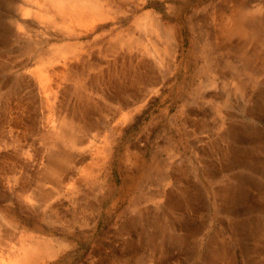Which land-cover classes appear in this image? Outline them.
<instances>
[{
  "label": "rangeland",
  "instance_id": "1",
  "mask_svg": "<svg viewBox=\"0 0 264 264\" xmlns=\"http://www.w3.org/2000/svg\"><path fill=\"white\" fill-rule=\"evenodd\" d=\"M8 1L0 0V264H12L28 236L52 239L42 264H264V166L251 165L264 162V62L245 59L237 38L216 39L225 18L264 0H112L88 35L100 42L79 46L9 26L39 0ZM118 35L135 44H112ZM235 84L243 96L232 95ZM66 115L80 138L56 180L53 124ZM226 181L246 187L240 210L215 199Z\"/></svg>",
  "mask_w": 264,
  "mask_h": 264
},
{
  "label": "bare ground",
  "instance_id": "2",
  "mask_svg": "<svg viewBox=\"0 0 264 264\" xmlns=\"http://www.w3.org/2000/svg\"><path fill=\"white\" fill-rule=\"evenodd\" d=\"M10 1V0H9ZM8 1V3H9ZM33 1V0H32ZM117 1V0H115ZM141 1V0H140ZM7 2V1H6ZM27 2V1H26ZM120 2V1H119ZM112 0H39L37 2H30L27 6H30V10L27 12H21V13H17L15 12L13 15L16 16H12L11 20L8 22V25L11 26V24L13 26H15V28L17 30H21V29H25V31L29 32V33H33V35H37L38 37H43L45 34L48 35H52L54 36V40L56 42H64L66 41L67 43H70L71 45H82L81 44V40L82 39H86V40H90L89 44L93 41H95L94 43L100 42V41H96V40H100L98 38H89L88 35L91 32L94 31H98L99 28H101L103 26V22L106 21L107 19V12L105 14V8L109 5H111ZM123 3V2H122ZM141 3V2H140ZM243 3V2H242ZM263 3V2H262ZM14 4V3H13ZM261 4V3H260ZM12 5V3H11ZM9 4V7L11 6ZM8 6V5H7ZM123 6V5H122ZM139 6V5H138ZM243 6V5H242ZM24 8V7H23ZM27 8V7H26ZM236 8V7H235ZM240 8V6H239ZM8 9V8H7ZM127 9V8H126ZM232 9V8H231ZM244 9V8H243ZM116 11V10H115ZM230 11V10H229ZM109 12V11H108ZM252 12V13H251ZM250 13H237V14H232L230 17H227L223 20V22L221 23V28L219 29V34L217 33V38L216 39H223V40H227L230 41L232 39L238 40L241 45H239L240 49H242L243 52V57L248 58L249 61H251L252 59H254V61L252 60L251 63H256L259 62V55L261 56V59H263L264 62V32H263V23H264V19H263V14H264V5L263 6H259L257 7L255 10L251 11ZM232 13V12H231ZM124 14V13H123ZM3 16V15H2ZM143 17V16H142ZM224 17V16H223ZM9 18V17H8ZM221 18V17H220ZM147 20V18H146ZM154 20V19H153ZM144 21V20H143ZM151 21V19H150ZM140 22V21H139ZM135 23V21H134ZM145 23V22H144ZM42 24V25H41ZM136 25V24H135ZM152 25V24H149ZM157 25V24H156ZM160 25V24H158ZM37 26V27H36ZM154 26V23H153ZM161 26V25H160ZM35 27L37 28V30L35 29ZM141 27V26H140ZM144 27V26H143ZM155 28V27H154ZM9 29V28H8ZM146 29V28H145ZM165 29V28H164ZM11 30V29H10ZM131 30V29H130ZM152 30V28H151ZM158 30V29H157ZM148 31V30H147ZM104 32V31H103ZM155 32V31H154ZM35 33V34H34ZM51 33V34H50ZM122 33V32H121ZM133 33V32H132ZM158 33V31H157ZM161 33V32H160ZM159 33V34H160ZM12 34H13V28H12ZM106 34V33H105ZM104 34V35H105ZM121 35V34H120ZM139 35V34H138ZM150 36V35H149ZM160 36V35H159ZM165 36V35H164ZM163 36V37H164ZM12 37V36H11ZM115 37V36H114ZM123 38V37H122ZM137 38V37H136ZM1 39V38H0ZM8 39V38H7ZM149 39V38H148ZM151 39V38H150ZM149 39V40H150ZM48 40V39H47ZM148 40V41H149ZM36 41V40H35ZM112 44H122L124 47L131 49L133 47V45L135 44V39L134 37H130L126 40H120L119 35L116 38H113L112 40ZM156 42V41H154ZM152 42L154 45L155 43ZM41 43V42H40ZM54 45V44H53ZM4 46H7V44L5 43ZM58 46V45H57ZM111 46V44L109 45ZM108 46V47H109ZM34 47V46H33ZM85 47V46H84ZM136 47V46H134ZM143 47V46H142ZM35 48V47H34ZM43 48V47H42ZM57 49V48H56ZM60 50V48H59ZM62 50V49H61ZM57 52V54H59V56H63L64 52ZM100 50V49H99ZM98 50V51H99ZM41 51V50H40ZM45 51V50H44ZM47 51V50H46ZM58 51V50H57ZM90 51V50H89ZM54 52V51H53ZM53 52H50L49 55H51ZM101 52V51H100ZM99 52V53H100ZM143 52V51H142ZM212 52V50H211ZM30 53V52H29ZM46 53V52H45ZM71 53V52H70ZM86 53V52H85ZM89 53V52H88ZM91 53V52H90ZM129 53V52H127ZM254 55H252V54ZM42 54V53H41ZM56 54V53H55ZM56 54V56H58ZM82 54V53H81ZM147 54V53H146ZM145 54V55H146ZM250 54V55H249ZM91 55V54H90ZM94 55V54H93ZM96 55V54H95ZM129 55V54H128ZM37 56V55H36ZM39 56V55H38ZM58 56V58H59ZM84 56V55H83ZM99 55H97L96 57H98ZM248 56V57H246ZM253 56V58H252ZM86 57V56H85ZM118 57V56H117ZM150 57V56H149ZM70 58V57H69ZM68 58V59H69ZM83 58V57H82ZM123 58V57H122ZM142 58V57H140ZM139 58V59H140ZM62 59V58H61ZM84 59V58H83ZM91 59V57H90ZM89 59V60H90ZM94 59V58H93ZM115 59V58H113ZM125 60V59H122ZM157 60V59H156ZM247 60V61H248ZM81 61V60H80ZM83 61V60H82ZM85 61V60H84ZM114 61V60H113ZM119 61V60H118ZM58 62V61H57ZM64 62V61H63ZM73 62V61H72ZM71 62V63H72ZM87 62V61H86ZM109 62V61H108ZM124 62V61H123ZM65 63V62H64ZM84 63V62H83ZM97 63V62H96ZM95 63V64H96ZM67 63L64 64L65 66ZM94 64V63H93ZM94 64V65H95ZM114 64V63H113ZM112 64V65H113ZM123 64V63H122ZM71 65V64H70ZM78 65V64H77ZM83 65V64H82ZM91 65V64H90ZM98 65V64H97ZM119 65V64H118ZM144 65V64H143ZM15 66V65H14ZM76 66V65H75ZM81 66V65H80ZM93 66V65H92ZM102 66V65H101ZM100 66V67H101ZM108 66V65H107ZM122 66V65H121ZM126 66V65H125ZM128 66V65H127ZM138 66V64H137ZM13 67V66H12ZM47 67V66H46ZM46 67H44L43 69H40V71H44V69H46ZM99 67V68H100ZM123 67V66H122ZM131 67V66H130ZM133 67V66H132ZM82 68V67H81ZM91 68V67H90ZM106 68V67H105ZM110 68V67H109ZM120 68V67H119ZM49 69V68H48ZM47 69V70H48ZM57 69V68H56ZM55 69V70H56ZM60 69V68H59ZM68 69V68H67ZM124 69V68H123ZM62 70V69H61ZM65 70V69H64ZM76 70V69H75ZM98 70V68H97ZM116 70V69H114ZM120 70V69H119ZM127 70V69H126ZM33 71V70H31ZM68 71V70H67ZM66 71V72H67ZM73 71V70H70ZM80 71V70H79ZM84 71V69H83ZM101 71V70H100ZM118 71V70H117ZM135 71V70H133ZM61 72V71H60ZM96 72V71H95ZM116 72V71H114ZM126 72V71H125ZM124 72V73H125ZM48 73V72H47ZM53 73V72H52ZM72 73V72H71ZM81 73V72H80ZM91 73V72H90ZM117 73V72H116ZM33 74V73H32ZM49 74V73H48ZM56 74V73H55ZM67 74V73H66ZM72 74H76V73H72ZM83 74V73H82ZM62 75V74H61ZM68 75V74H67ZM86 75V74H85ZM89 75V74H88ZM87 75V77H88ZM101 75V74H100ZM116 75V74H115ZM120 75V74H119ZM224 75V74H223ZM51 76V75H50ZM72 76V75H71ZM75 76V75H74ZM77 76V74H76ZM135 76V75H133ZM139 76V75H138ZM52 77V76H51ZM64 77V75H63ZM69 77V76H68ZM110 77V76H109ZM221 77V76H220ZM133 78V77H132ZM132 78H130L132 80ZM225 78V77H224ZM43 76L39 77V80L42 82ZM82 79V78H81ZM48 80V79H47ZM51 80V79H50ZM58 80V79H57ZM61 80V79H60ZM79 80V78L77 79ZM86 80V79H85ZM84 80V81H85ZM210 80V79H209ZM67 81V80H66ZM83 81V82H84ZM57 82V81H56ZM73 82V81H72ZM80 82V80H79ZM81 82V83H83ZM133 82V81H132ZM216 82V81H215ZM50 83V82H49ZM80 83V84H81ZM262 83V82H261ZM71 84V83H70ZM90 85V83H88ZM51 85V84H50ZM97 85V84H96ZM121 86V85H120ZM119 86V87H120ZM234 89H231L233 92L232 95L237 96L238 94H240L241 96H243V92H241V90L239 89L240 86L239 84H235L233 85ZM52 87V86H51ZM56 87V85H55ZM74 87V86H73ZM78 87V86H76ZM75 87V89H77ZM81 87V85H80ZM90 87V86H89ZM255 87V86H254ZM56 89V88H55ZM100 89V88H99ZM230 90V91H231ZM256 90V89H255ZM82 91V90H81ZM80 91V92H81ZM84 93V92H83ZM81 93V95L83 94ZM92 93V92H91ZM90 93V94H91ZM225 94V93H224ZM253 94V93H252ZM231 95V94H230ZM228 95V98H230ZM209 96V95H208ZM89 98V97H88ZM212 98V97H211ZM239 98V97H238ZM115 99V98H114ZM243 100V99H242ZM47 101V100H46ZM45 101V102H46ZM80 101V100H79ZM83 102V101H82ZM261 105L260 113L262 114V116L264 117V94L261 97L260 96V101ZM111 103V102H110ZM225 105H227L229 102L226 101L224 102ZM48 104H45V106ZM52 105V104H51ZM54 105V104H53ZM49 106V105H48ZM55 106V105H54ZM259 106V105H258ZM83 107V106H82ZM219 107V106H218ZM216 107V108H218ZM221 107V106H220ZM219 107V108H220ZM250 107V106H249ZM57 108V107H56ZM48 109V108H47ZM54 109V108H53ZM221 109V108H220ZM222 109H224V107H222ZM221 109V110H222ZM248 109V108H247ZM251 109V108H250ZM255 109V108H254ZM55 111V110H53ZM60 111V110H59ZM240 111V110H239ZM249 111V109H248ZM251 111V110H250ZM56 112V111H55ZM54 112V113H55ZM71 112V111H70ZM241 112V111H240ZM243 112V109H242ZM252 112V111H251ZM53 113V114H54ZM64 113V112H63ZM259 113V112H258ZM52 114V115H53ZM77 114V113H76ZM253 114V113H252ZM251 114V115H252ZM56 115V113H55ZM48 116V115H47ZM64 116V115H63ZM75 116V115H74ZM83 116V114H82ZM247 116V114H246ZM256 116V115H255ZM258 116V115H257ZM49 117V116H48ZM52 117V116H51ZM251 117V116H250ZM254 117V116H253ZM50 118V117H49ZM80 118V117H79ZM223 118V117H222ZM226 119V117H224ZM240 118V117H239ZM255 120V119H254ZM50 121V120H49ZM239 122V121H238ZM248 122V121H247ZM239 123H242L239 122ZM82 124V123H81ZM84 124V123H83ZM247 124V123H246ZM55 125V126H54ZM76 123L75 120L72 117H69L66 115L65 118H60L59 122H57L56 124H53L54 130L56 131V134L54 135V141H53V146H51L53 148V150H51L52 152L49 154L50 160H51V164L49 165L50 168V172L49 175L53 178H55L56 180L60 179V176H62V169L66 164H72L70 163V155H69V151L74 149L76 147V145H78L79 142V138L77 137V132L74 131V127H75ZM254 125V124H253ZM82 126V125H81ZM84 126V125H83ZM82 126V127H83ZM250 126V125H249ZM246 127V126H245ZM248 127V126H247ZM81 128V127H80ZM85 128V127H84ZM259 129V128H258ZM85 130V129H84ZM82 130V131H84ZM234 130V129H233ZM237 130V129H236ZM246 130V129H245ZM249 130V129H248ZM12 131V130H10ZM50 131V130H49ZM229 132V131H228ZM43 133V132H42ZM79 133V132H78ZM82 133V132H81ZM263 133V132H262ZM51 133H49L50 135ZM88 134V133H87ZM238 132H234L233 135L236 136L238 135ZM242 134V133H241ZM47 135V134H46ZM48 135V136H49ZM83 135V134H82ZM86 135V134H85ZM232 132L229 133L227 136L233 138ZM81 136V135H80ZM235 138V137H234ZM52 139V138H51ZM50 140V139H49ZM231 140V139H230ZM233 140V139H232ZM246 141V140H245ZM260 144L262 146H264V144L262 143L263 141L259 140ZM51 142V141H50ZM243 142V141H242ZM251 143V142H250ZM256 143V142H253ZM51 144V143H50ZM81 144V143H80ZM217 147V146H216ZM256 147V146H255ZM51 148V149H52ZM222 150V149H221ZM49 151V150H48ZM73 151V150H72ZM225 151V150H224ZM228 151V150H227ZM248 151V150H247ZM246 151V152H247ZM47 153V152H46ZM221 154V152H219ZM226 153V152H225ZM264 153V152H263ZM217 154V153H216ZM223 154V153H222ZM229 154V153H228ZM246 155V154H245ZM244 155V156H245ZM224 156V155H223ZM230 157V156H229ZM247 157V155H246ZM254 157V156H253ZM231 158V157H230ZM249 158V156H248ZM252 158V157H250ZM249 158V159H250ZM47 159V158H46ZM232 159V158H231ZM261 159V158H260ZM46 161V160H45ZM48 161V160H47ZM197 161V160H196ZM233 161V160H232ZM243 161H245V159H243ZM210 162V161H209ZM226 162V161H225ZM224 162V163H225ZM237 162V161H236ZM240 161H238V164ZM48 163V162H47ZM211 163V162H210ZM208 163V164H210ZM246 163V162H245ZM251 163V162H250ZM249 163V164H250ZM190 164V163H189ZM219 164V163H218ZM223 164V163H222ZM243 164V163H242ZM260 165V166H264V162H255V163H251V165L256 166ZM48 165V164H47ZM212 165V163H211ZM236 165V163H235ZM73 166V165H72ZM222 166V165H221ZM46 167V166H45ZM48 167V166H47ZM192 167V166H191ZM190 167V168H191ZM217 167V166H216ZM244 168V167H243ZM192 169V168H191ZM216 169V168H215ZM227 169V168H226ZM46 170V169H44ZM184 170V169H183ZM234 170V168H233ZM253 170V169H252ZM259 170V169H258ZM49 171V169H48ZM47 171V172H48ZM180 171V170H179ZM210 171V168H209ZM214 171V170H213ZM216 171V170H215ZM204 172V171H203ZM257 173V171H256ZM258 174V173H257ZM46 175V174H45ZM180 176V175H179ZM196 176V175H195ZM200 176V175H199ZM233 176V175H232ZM240 176V175H239ZM231 177V176H230ZM262 177V176H261ZM172 178V177H171ZM224 178V177H223ZM222 178V179H223ZM228 178V177H227ZM247 178V177H246ZM47 179V178H45ZM50 180V178H49ZM206 180V179H205ZM208 180V178H207ZM229 180V179H228ZM231 180V179H230ZM236 180V179H235ZM55 181V180H52ZM61 181V180H60ZM173 181V180H172ZM222 181V180H221ZM58 182V181H57ZM202 182V181H201ZM211 182V181H210ZM223 182V181H222ZM227 183L229 181H226ZM225 183V181H224ZM177 184V183H176ZM198 184V183H197ZM230 184V185H229ZM220 185V184H219ZM185 187V186H184ZM219 187V186H217ZM182 188V187H181ZM249 188V187H248ZM183 189V188H182ZM253 189V188H252ZM187 190V189H186ZM249 190V189H248ZM251 190V189H250ZM246 191V187L244 186V184H236V186L232 185V182H229L228 184L224 185L223 187H220L217 191H216V196L218 200V202H222L224 204H228V208H232V209H238L240 210V208H242L243 206L240 205V201L239 199L242 198L246 195L245 193ZM257 191V190H256ZM189 194V193H188ZM56 195V194H55ZM183 195V194H182ZM48 197V196H47ZM46 197V198H47ZM49 197H51V195H49ZM54 197V196H52ZM195 197V196H194ZM261 196H259L260 198ZM45 198V197H44ZM43 198V199H44ZM51 199V198H50ZM254 199V198H253ZM252 199V201H254ZM258 199V198H256ZM45 200V199H44ZM181 200V199H180ZM216 200V201H217ZM49 201V200H48ZM188 201V200H187ZM191 201V200H190ZM215 201V200H214ZM182 202H181V206H182ZM216 204V203H215ZM258 204V203H257ZM175 205V204H174ZM173 205V206H174ZM221 205V204H220ZM176 206V205H175ZM178 206V205H177ZM172 209V207H171ZM177 209V208H176ZM185 209V208H184ZM181 210V209H180ZM221 210V209H220ZM219 210V211H220ZM262 210V209H261ZM230 211V210H229ZM261 212V211H260ZM242 214V213H241ZM245 214V213H244ZM231 215V214H230ZM233 215V214H232ZM191 216V215H190ZM183 218V217H182ZM185 220V219H184ZM241 220V219H240ZM186 222V221H185ZM239 222V221H238ZM229 224V223H228ZM244 225V224H242ZM248 225V224H247ZM227 226V225H226ZM236 226V225H234ZM241 227V226H240ZM238 227V228H240ZM247 227V226H246ZM237 228V229H238ZM249 228V227H248ZM192 229V228H191ZM232 229V228H231ZM230 229V230H231ZM243 229V227L241 228ZM234 230V229H232ZM185 231V230H184ZM237 231V230H236ZM243 231V230H242ZM234 232V231H233ZM262 232V231H261ZM38 233V232H37ZM41 233V232H39ZM180 233V232H179ZM183 233V232H182ZM185 234V233H184ZM188 234V232H187ZM227 234V233H226ZM236 234V233H235ZM234 234V235H235ZM239 234V233H238ZM241 234V233H240ZM244 234V233H243ZM31 235V234H30ZM35 235V234H34ZM220 235V234H219ZM245 235V234H244ZM192 236V235H191ZM239 235H237L238 237ZM243 236V235H242ZM252 236V235H251ZM261 236V235H260ZM185 237V236H184ZM190 237V236H188ZM194 237V236H193ZM197 237V236H196ZM194 237V238H196ZM216 237V236H214ZM256 237V236H255ZM259 237V236H258ZM20 238V237H19ZM21 242L22 240H24V236H21ZM224 238V237H223ZM251 238V237H250ZM264 238V237H262ZM261 238V239H262ZM54 239V238H53ZM65 239V238H64ZM170 239V238H169ZM188 239V238H187ZM241 239V236H240ZM245 239V238H244ZM260 239V238H258ZM52 240V239H51ZM50 239L47 238H40L37 236H28V239L23 242L20 243L19 241V248L18 250H16V253H13L12 256L9 255L8 259L11 257L13 258V263L12 264H42V261L44 260V258L49 255H51V250H50ZM191 240V239H190ZM197 240V239H196ZM233 240H237V239H233ZM264 240V239H263ZM64 241V240H63ZM194 241V240H193ZM214 241V240H213ZM219 241V239H218ZM222 241V240H221ZM241 241V240H240ZM243 241V240H242ZM253 241V239H252ZM251 241V244H253ZM261 241V240H259ZM55 242H57L55 240ZM211 242V240H210ZM264 242V241H263ZM61 243V242H60ZM257 243V242H256ZM261 243V242H260ZM18 244V243H17ZM63 244V243H62ZM210 244V243H209ZM212 244V243H211ZM258 244V243H257ZM256 244V245H257ZM52 245V244H51ZM255 245V244H254ZM18 246V245H17ZM248 246V245H246ZM250 246V245H249ZM15 247V246H14ZM53 247V246H52ZM63 247V246H62ZM254 247V246H253ZM251 247V248H253ZM256 247V246H255ZM12 249V248H11ZM260 251V248H259ZM12 252V251H11ZM10 252V254H11ZM59 252V251H57ZM9 253V252H8ZM211 254V253H210ZM57 256V253H56ZM260 258V257H259ZM45 263V262H44ZM43 263V264H44ZM264 263V262H263ZM46 264V263H45ZM262 264V263H261Z\"/></svg>",
  "mask_w": 264,
  "mask_h": 264
}]
</instances>
